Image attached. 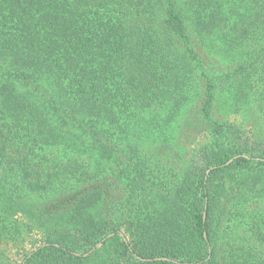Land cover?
I'll list each match as a JSON object with an SVG mask.
<instances>
[{
	"label": "trees",
	"instance_id": "1",
	"mask_svg": "<svg viewBox=\"0 0 264 264\" xmlns=\"http://www.w3.org/2000/svg\"><path fill=\"white\" fill-rule=\"evenodd\" d=\"M224 91L264 114V0H0V238L40 233L21 264H264V144Z\"/></svg>",
	"mask_w": 264,
	"mask_h": 264
},
{
	"label": "rangeland",
	"instance_id": "2",
	"mask_svg": "<svg viewBox=\"0 0 264 264\" xmlns=\"http://www.w3.org/2000/svg\"><path fill=\"white\" fill-rule=\"evenodd\" d=\"M197 42L206 54V62L210 66V72H213V74H221L233 65V54L228 50H224L222 41L217 37H212L205 41L198 40ZM232 98L234 96L229 91L220 93L215 108V116L235 123L242 129L245 138H250L257 143L261 142L264 144V114L258 112L252 101L244 99V101L241 100L239 105L234 106ZM156 110L153 109L149 116H163L165 114L164 110L158 112ZM175 127L173 126L169 131L172 133V137L173 133L176 132ZM206 138L202 132L199 136L188 141L186 145L190 146L191 150L197 151L202 144L207 142ZM174 156H177V154ZM40 157L45 164L50 166L77 161L87 164L90 168L97 158L95 154H90V151L78 153L60 146L46 148L41 151ZM197 160L195 162H198ZM229 236L240 243L248 240L244 228L240 226H237L233 234ZM41 244L42 236L36 231L30 235L23 234L18 237L16 236L13 240L0 238V262L3 260L6 264H21L24 256ZM250 244L252 243L250 242Z\"/></svg>",
	"mask_w": 264,
	"mask_h": 264
}]
</instances>
